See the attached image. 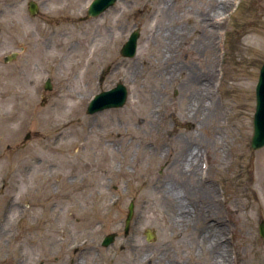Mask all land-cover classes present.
<instances>
[{"label": "rangeland", "instance_id": "374dc122", "mask_svg": "<svg viewBox=\"0 0 264 264\" xmlns=\"http://www.w3.org/2000/svg\"><path fill=\"white\" fill-rule=\"evenodd\" d=\"M91 1L0 0V262L141 264L147 252L152 264H216L225 244L222 264H264V147H251L264 0H228L213 47L205 21L218 20L220 0H170L167 8L119 0L86 18ZM61 21L72 34L55 31ZM135 30L142 54L124 56ZM75 56L83 62L73 68ZM167 65L182 75L170 78ZM118 84L129 93L124 106L87 112ZM64 94L77 96L84 124L77 155L55 164L42 140L53 148L69 138L44 140L38 118ZM215 230L218 247L209 241ZM112 233L115 242L103 246Z\"/></svg>", "mask_w": 264, "mask_h": 264}, {"label": "bare ground", "instance_id": "6f19581e", "mask_svg": "<svg viewBox=\"0 0 264 264\" xmlns=\"http://www.w3.org/2000/svg\"><path fill=\"white\" fill-rule=\"evenodd\" d=\"M170 0H161V4L164 6L163 8H167L169 5ZM220 2H222V10L219 12V15L217 16V21L215 22H208L205 21V26L206 28L204 29V34L206 36V39L208 42H210V47L212 46V43L214 44L213 41V36L214 34H217L218 29L221 28L227 21V18L223 16L224 12L223 10H226L225 7L227 6V2L228 0H220ZM68 7H65L64 9H67ZM150 8V6H149ZM62 23H59L58 26L55 28L56 32L65 30L68 31V34H72L73 33V29L69 27L68 23H65L63 21H61ZM175 36V35H174ZM173 36V37H174ZM222 36V35H221ZM74 37V36H73ZM171 39H173L171 37ZM59 47L61 46V44L58 45ZM142 54V48L141 46L139 47L138 53L137 55H141ZM35 56L43 63L46 64L48 63V56L44 54V52L41 51H36L35 52ZM52 56H56V55H52ZM50 59H55V58H51ZM56 59H59L58 57ZM55 59V60H56ZM83 60H82V56H75L72 60H71V67L75 68L78 65L82 64ZM166 74L167 76H169L170 78H176L177 75L181 73V71H179V69L176 67V65H167L166 69ZM163 71V72H165ZM132 75H138L139 74V70L137 66H134L132 68ZM195 79L197 80V77H193L192 80ZM35 81V80H34ZM206 82V80H205ZM207 83L206 82L205 86L204 84H202V86L204 87V89H207ZM34 86L36 87V84H34ZM31 93L28 92V95H30ZM81 113H82V108H81V103H79L77 101V96L73 95V94H64L62 95V97H60L59 99H57L54 104L52 105L51 109L47 110L46 113L42 114V116L40 118H38V123L40 124L41 128H42V138H44V140H51V139H55V141L57 140H64L66 138H69V140L67 141H62L61 143H59L58 145H55L53 148L48 147L47 145H45L46 142H43L42 140V145L44 144V149L45 151H49L52 152V162L55 164H63L66 162H70L68 160V158H70L72 156V154H74V156L77 155V151H74L73 149L77 148V141H78V136H80L79 134V130L80 127L83 126L84 122L83 119H81ZM116 137H121L123 138V134L121 133H117L115 134ZM56 143V142H55ZM51 148V149H50ZM46 158V157H45ZM183 169V167H182ZM197 169V168H196ZM195 171V169H194ZM195 173V172H194ZM92 179L97 183L98 179H99V175L96 173L94 177L88 179L91 183H92ZM203 192H206L205 189L202 190ZM171 204L173 208H178V204L176 203V199H172L171 200ZM36 206H41L38 203L32 204L31 207L35 208ZM96 213L99 214L100 209L99 207H97L95 209ZM211 224V222H210ZM220 234H217V231L215 230L214 233H212L209 237V241H210V245L212 246V244H214V246L218 247V242H217V236H219ZM214 240L213 242L211 241ZM220 239V237H219ZM223 247L221 246L220 248H218V250L214 251L215 254V261L216 264H222V260H225V244H222ZM142 249H145V247H142ZM153 256L152 253H145L143 254V256L141 257L140 261L141 264H152L153 262ZM0 264H13V261L11 259H6V260H2L0 262Z\"/></svg>", "mask_w": 264, "mask_h": 264}, {"label": "water", "instance_id": "95a60500", "mask_svg": "<svg viewBox=\"0 0 264 264\" xmlns=\"http://www.w3.org/2000/svg\"><path fill=\"white\" fill-rule=\"evenodd\" d=\"M118 0H94L88 8V17H97L105 12L110 7L114 6ZM29 11L32 15H36L39 11V6L35 1L29 2ZM140 31L132 32L129 40L123 45L121 53L127 57L135 56L138 47V40ZM18 57V53L14 52L7 55L4 60L10 62ZM47 89L52 88L51 82L48 80L46 84ZM128 99V90L123 84H118L115 88L109 91L99 93L89 104L88 113L93 114L108 108L122 107ZM30 135L27 136L29 138ZM251 146L253 149H260L264 147V62L260 69V75L256 86V112L254 115V134L252 137ZM134 203L129 207V213L126 219L125 233L128 234L131 227V221L134 216ZM260 235L264 238V220L259 225ZM116 234L107 235L103 240L104 246H109L114 243ZM148 240L153 239L152 231H147Z\"/></svg>", "mask_w": 264, "mask_h": 264}, {"label": "flooded vegetation", "instance_id": "af4514ba", "mask_svg": "<svg viewBox=\"0 0 264 264\" xmlns=\"http://www.w3.org/2000/svg\"><path fill=\"white\" fill-rule=\"evenodd\" d=\"M217 194H218V196H219L220 198L223 197V195L221 194V191L219 190V188H218V192H217ZM215 214H216V212H215ZM214 222L217 223L218 221H215V220H214ZM219 224H220V223H217L216 225H218V226H220V227H223V226H224V225H221V224L219 225Z\"/></svg>", "mask_w": 264, "mask_h": 264}]
</instances>
